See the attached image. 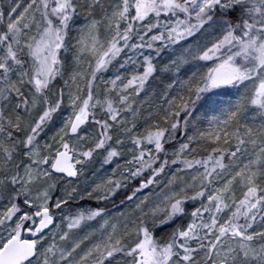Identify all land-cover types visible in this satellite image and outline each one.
I'll return each mask as SVG.
<instances>
[{
  "label": "snow or ice",
  "instance_id": "snow-or-ice-1",
  "mask_svg": "<svg viewBox=\"0 0 264 264\" xmlns=\"http://www.w3.org/2000/svg\"><path fill=\"white\" fill-rule=\"evenodd\" d=\"M0 264H264V0H0Z\"/></svg>",
  "mask_w": 264,
  "mask_h": 264
}]
</instances>
